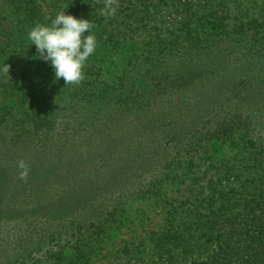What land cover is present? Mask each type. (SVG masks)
I'll return each mask as SVG.
<instances>
[{
	"label": "rangeland",
	"instance_id": "374dc122",
	"mask_svg": "<svg viewBox=\"0 0 264 264\" xmlns=\"http://www.w3.org/2000/svg\"><path fill=\"white\" fill-rule=\"evenodd\" d=\"M227 1L240 7L241 16L264 2L218 0V3L224 5ZM51 2L21 0L13 4L10 0H0V164L11 173H20V161L32 164L41 160V147L30 145L39 141L45 144V138L26 143L24 133L33 128L34 119L51 118L56 112L60 115L58 125L51 138L46 139L52 146H48L44 156L43 170L59 169L70 181L66 186L75 191L81 190L82 185L95 189L97 177L104 180L106 177L108 182L114 178L128 181L133 177L154 192L146 195L148 199L141 194L129 197L126 210L117 220L110 223V218L106 235L77 236L88 247L85 256L80 257L70 250L72 242H68L74 239L71 226L79 214L105 219L108 207L112 208L109 200L103 194L90 200L87 196L70 207L71 200L67 199V210L63 213H40L35 210L36 188L25 184L26 188H20L23 193L12 191L15 198L7 203L10 213L0 219V261L20 257L27 258V264H152L149 256L153 254V239L167 227L171 213L180 214L179 224L184 211L209 198L216 187L226 184L231 174L243 178L251 173L258 177L264 175V154L260 155L257 147L249 145L246 136L236 132L231 140L208 141L203 140L206 139L203 132L197 135L203 139H192L193 127L188 125H194L198 115L201 119L197 130L209 133L220 127L219 116L210 112L214 107L225 109L218 105V95L205 92L204 99L197 103L189 98V92L193 85L198 88L205 83L207 87L215 82L223 87L219 91L227 95L240 80L245 81L238 67L240 62L227 61L226 55L218 56L233 47H243L240 45L245 38L232 34L238 40H228L211 25L199 30L202 38L196 35L192 43L191 28H184L181 23L185 17H191L184 8L198 6L193 0H116L117 14L110 18L101 14L103 3L102 7L92 9L88 19L94 24L98 47L84 69L85 79H89L81 82L90 81L93 74L97 94L84 98L71 94L72 85L78 84L66 85L63 78L55 79L50 62L39 58L35 45L28 39L33 29L26 24L29 17L41 20L46 26L61 12L83 18V14L70 12L63 5L53 6ZM21 4L28 8L26 12L15 9ZM207 8H195L193 19L205 18L209 13ZM172 51L178 57L164 60ZM189 52H197L198 59L187 60ZM5 65L9 66V73L3 71ZM88 67L92 68L90 72ZM210 76L216 79L210 80ZM76 104L82 105L79 114ZM181 106H189L187 118L175 119ZM147 123L154 128V134L145 133L144 129L134 132L132 126ZM147 140L155 141L156 153L150 167H145L141 175L133 176L132 167L130 173L125 170L127 159L136 144ZM205 142L197 155L195 146ZM167 173L172 174L171 181L160 183ZM65 184L61 188L54 184V187L63 190ZM113 187L115 191L111 192L121 194L118 187ZM50 190L53 195L54 189ZM51 198L43 202V211L53 209L52 203L49 204ZM62 226L69 229L59 234ZM60 248H66L64 262L53 259Z\"/></svg>",
	"mask_w": 264,
	"mask_h": 264
},
{
	"label": "trees",
	"instance_id": "16d2710c",
	"mask_svg": "<svg viewBox=\"0 0 264 264\" xmlns=\"http://www.w3.org/2000/svg\"><path fill=\"white\" fill-rule=\"evenodd\" d=\"M10 1L13 4L21 3V0ZM52 1L53 6H56V4L63 5L70 12L83 14V18L87 20L92 14V9H98L102 7L101 4L105 3V0ZM193 2H198V6L195 4V6L184 8L186 14L189 13L191 17H185L181 23L182 27L191 28L189 36L192 43L196 40V38L194 39L196 35L202 38L199 35V30L202 31L205 27L210 28L211 25V28H216L217 31L220 30L221 36L228 40H238L232 34H239L242 38H245L246 42H242L243 44L240 46L243 47L241 48L231 46L233 47L232 50L218 55L222 57L226 55L224 58L227 61L240 62L238 67L245 81L240 80L231 93L226 95L220 92L219 90L223 87H220V84H214L215 82L207 87L205 83L199 85L198 88L195 85L191 87L189 98H193L195 102L201 103L205 92H208V95H218V102L220 103L218 105L225 108L218 109L214 107L210 109V112L219 116L220 120L223 119L222 123L219 120L220 127L214 132L207 133L204 129L202 131L197 130V123L201 119L198 115L195 117L194 125L188 123L189 127H193L192 139H203L197 138V135L204 132L206 139L203 140L209 141L214 138L231 140L237 132L246 136L248 144L257 147V152L260 155L264 154V2L253 12L246 11L243 16L239 15L238 9L240 7L229 3V1L224 5L223 2L218 3V0H193ZM201 6L203 8L208 7L206 9L209 12L208 15L202 19L201 17L193 19L196 15L194 12ZM15 9L23 12L28 10L22 4L16 5ZM26 24L32 25L33 28L37 24L43 25L41 20L32 19L31 17L26 20ZM211 55H214L213 52H211ZM197 56V52H189L187 60L198 59ZM177 57L178 55L172 51L167 57H164V60L176 59ZM206 57L208 56L206 55ZM149 59L152 60L153 58ZM242 62L246 63V66ZM224 69L227 70V67ZM91 70L92 68H87V71L90 72ZM93 76L91 74L90 81L86 83L72 85L71 94L84 98H92L96 95L97 87L95 81L93 82ZM235 77L234 75V79ZM209 79L214 80L216 76H210ZM81 107L82 105L79 107L77 104L75 105V108H78L76 110L78 114L81 112H79ZM187 110H190L189 106L179 107L174 118L176 119L177 116H186L187 118ZM54 113L55 115L51 118L46 117L41 121L34 119L33 128L24 133L26 143L30 140L36 141L37 138H45V144H41L42 141H39V144L33 143L30 145L32 148L39 145L42 156L41 160L32 164L24 161L29 168L27 180H21L19 173H11L5 165L0 164V219L10 213L11 208L7 206V203L12 202L15 198L12 191L23 193L24 191L20 188H26L28 183L36 188L38 205L35 210L40 213H63L67 210L65 204L67 199L71 200L69 206L75 207L87 196L90 200L103 194L104 199L106 198L109 200L108 203L112 204L111 209L108 207L109 211L104 217L105 219H96L94 216L86 217L84 214L78 213L79 219H76L74 225L71 226L74 239L68 242H72L70 250L75 255L84 257L88 247L83 246L82 241L76 239V237L87 234L89 237L100 238L106 235L107 229L110 227L108 225L110 218H112L110 223L117 220L119 215L126 210L125 204L129 197L141 194L142 197L148 199L146 195L151 193L152 189L149 190L146 186L140 185L133 177L129 178L128 181L124 178H114L111 182H108L106 177H104L105 180L97 177L99 179L98 182L96 181L97 189L96 187L93 189L82 185L81 190L75 191L66 186L70 184V181L66 179L65 173L59 171V169L43 170V166H45L44 156L48 152V146H52L47 143L46 139L47 137L51 138L52 131L55 132L54 127L58 125L57 117L60 116L56 115V112ZM150 126L151 124L147 123L143 126L137 124L132 127L135 128L134 132H141L144 129L145 133L154 134L152 130L154 128ZM154 143V140L150 142L147 140L138 145L136 144L132 148V155L130 159H127L126 172L130 173L132 167L131 175L134 176L135 173L141 175L145 167H150L148 165L152 162V156L157 150ZM205 144L207 143L195 146L197 155L201 152V148L205 147L203 146ZM102 146L104 147L106 144H102ZM160 147L161 145H158V148ZM177 154L179 153L176 152ZM193 164L195 163L193 162ZM234 178V183H230ZM171 179L172 174L167 173L162 177L160 183L170 182ZM225 182L226 184L223 185V182L219 188L216 187L215 192L199 205H196L195 208L184 211L182 214H184L183 218L186 221L181 218L182 222L178 224L179 219L177 220V218L180 214L176 211L171 213V221L167 227L162 230L158 237L153 239V254L149 256V262H152V264H264V175L258 177L255 173H251L243 178L240 175L231 174ZM54 184H57L60 188L65 184V189H55ZM113 186L118 187L121 194H118V192L113 193L115 191ZM104 187L105 189H103ZM155 187H158V185ZM51 188L54 189L53 195L51 194ZM111 190L114 191L111 192ZM47 196H52L49 204L52 203L53 209L43 211L42 209L45 207L43 202L47 200ZM80 205L82 203L78 206ZM68 229L69 226H62L58 232L61 234L68 231ZM154 257H156L155 261L153 260ZM53 259L57 262L66 261L64 260L66 259V248H60L58 255ZM27 261V258L21 260L18 257L15 260L0 261V264H27Z\"/></svg>",
	"mask_w": 264,
	"mask_h": 264
},
{
	"label": "clouds",
	"instance_id": "9594fccd",
	"mask_svg": "<svg viewBox=\"0 0 264 264\" xmlns=\"http://www.w3.org/2000/svg\"><path fill=\"white\" fill-rule=\"evenodd\" d=\"M101 14L105 18L115 17L116 0H105ZM93 28L92 20L61 12L50 26L37 24L29 31L28 39L35 45L39 58L50 62L57 81L63 78L66 85L79 84L85 79L86 64L98 47ZM3 71L9 73V66L5 65ZM18 167L21 170L19 178L27 180L28 166L20 161Z\"/></svg>",
	"mask_w": 264,
	"mask_h": 264
}]
</instances>
